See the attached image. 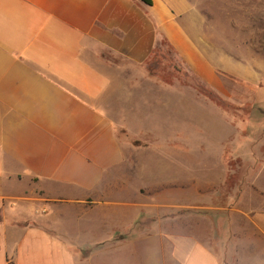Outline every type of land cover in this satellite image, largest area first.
I'll return each instance as SVG.
<instances>
[{
    "label": "crops",
    "instance_id": "obj_1",
    "mask_svg": "<svg viewBox=\"0 0 264 264\" xmlns=\"http://www.w3.org/2000/svg\"><path fill=\"white\" fill-rule=\"evenodd\" d=\"M189 1L0 0V264H248L226 239L242 243L247 225L264 235V163L232 156L225 219L185 221L167 182L131 185L145 158L127 153L104 109L114 59L141 67L162 38L214 95L233 98L226 80L255 84L242 62L200 51Z\"/></svg>",
    "mask_w": 264,
    "mask_h": 264
},
{
    "label": "rangeland",
    "instance_id": "obj_2",
    "mask_svg": "<svg viewBox=\"0 0 264 264\" xmlns=\"http://www.w3.org/2000/svg\"><path fill=\"white\" fill-rule=\"evenodd\" d=\"M181 10L196 14V33L201 35L187 34L200 51L203 48L215 63L242 62L256 77L255 84L226 80L233 98L214 95L170 47L161 45L141 67L114 59L120 82L114 84L104 109L127 153L145 158L138 169L144 178H133L131 185L167 182L163 186L168 202L176 198L184 203L178 217L221 223L227 216L225 192L239 184L232 178L240 164L232 156L240 152L250 168L256 161L264 163V0H190ZM175 216V211L167 213ZM236 217L245 218L238 211ZM245 227L242 243L239 236L226 239L224 228H217L211 246L218 256L227 240L229 247L242 246L238 251L246 254L248 264L261 261V253L264 258V235Z\"/></svg>",
    "mask_w": 264,
    "mask_h": 264
},
{
    "label": "trees",
    "instance_id": "obj_3",
    "mask_svg": "<svg viewBox=\"0 0 264 264\" xmlns=\"http://www.w3.org/2000/svg\"><path fill=\"white\" fill-rule=\"evenodd\" d=\"M141 2H143L144 4H146V5H152V0H140ZM161 45H165V46H168V47H170L171 48V51H173V53L176 55V57L179 59V57L177 56V54L175 53V51L173 50V48L167 43V41L164 39V38H162V39H160L159 40V42L157 43V45L155 46V48L157 47V46H161ZM155 48H154V50H153V52H152V54H151V57H153L154 55H155V53H156V51H155ZM150 57V58H151ZM149 58V59H150Z\"/></svg>",
    "mask_w": 264,
    "mask_h": 264
}]
</instances>
